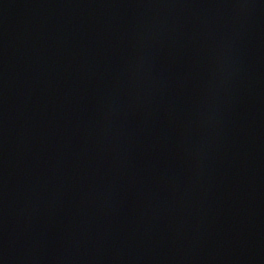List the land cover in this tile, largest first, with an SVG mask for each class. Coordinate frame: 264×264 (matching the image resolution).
Listing matches in <instances>:
<instances>
[{"label": "water", "instance_id": "water-1", "mask_svg": "<svg viewBox=\"0 0 264 264\" xmlns=\"http://www.w3.org/2000/svg\"><path fill=\"white\" fill-rule=\"evenodd\" d=\"M0 264H264V0H0Z\"/></svg>", "mask_w": 264, "mask_h": 264}]
</instances>
